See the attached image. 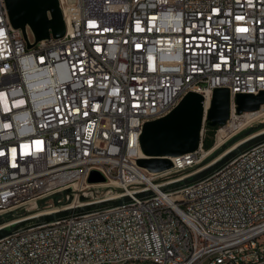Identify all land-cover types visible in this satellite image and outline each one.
<instances>
[{"label": "built area", "instance_id": "built-area-1", "mask_svg": "<svg viewBox=\"0 0 264 264\" xmlns=\"http://www.w3.org/2000/svg\"><path fill=\"white\" fill-rule=\"evenodd\" d=\"M65 1V35L47 42L7 31L0 0V215L68 188L72 202L61 208L83 206L93 171L123 191L93 202H131L3 237L0 264H135L124 255L264 264V142L180 188L169 186L216 159L168 185L156 175L208 158L206 123L199 148L170 170L152 173L137 163L146 157L138 126L158 119L175 84H193L210 103L214 89L227 88L224 126L237 113L236 94L261 92L264 0ZM248 226H256L254 235H246Z\"/></svg>", "mask_w": 264, "mask_h": 264}, {"label": "water", "instance_id": "water-1", "mask_svg": "<svg viewBox=\"0 0 264 264\" xmlns=\"http://www.w3.org/2000/svg\"><path fill=\"white\" fill-rule=\"evenodd\" d=\"M6 4L13 26L21 28L24 33H26L25 28L27 24L30 27L32 26L38 33L36 41L50 38L51 36L61 37L64 35L65 23L58 0H23V2L20 0H6ZM49 11L53 15V19L51 20H48L47 16ZM235 102L236 111L239 114L248 111H257L264 105V90L258 94L238 93L235 95ZM230 110L231 94L227 88L214 89L207 112L205 111L203 95L196 92L188 93L181 103L167 116L147 122L144 125L140 136V143L146 157L139 159L137 161L138 165L152 173H163L170 170L173 167V162L170 157L196 151L202 141L204 123L209 121L211 126H224L230 118ZM248 136L243 139L240 135H237L225 144L224 148L232 144L234 145L242 139V141L246 140L241 142L233 152L231 151L226 159L223 157L203 170L190 174L211 162H209V159H206L194 168L171 175L170 178H179L190 174L169 187L180 188L195 184L219 169L232 156L246 151L255 144L264 142V132L252 138H248ZM205 147L208 148L207 145ZM101 181H105V177L100 172L93 171L89 177V182ZM96 191L95 189H91L81 192L79 197L80 201L90 203V201L93 202L107 195L123 192L120 188H110L104 196L101 195L97 198H92V194ZM72 199L71 189L68 188L48 198L41 199L3 215L1 214L0 239L30 227L69 217L70 215H79L93 210H102L131 202L130 197L125 196L122 199L93 202L71 209L61 208L62 206L71 204ZM54 208L60 210L28 219L29 216L39 211Z\"/></svg>", "mask_w": 264, "mask_h": 264}, {"label": "bare ground", "instance_id": "bare-ground-1", "mask_svg": "<svg viewBox=\"0 0 264 264\" xmlns=\"http://www.w3.org/2000/svg\"><path fill=\"white\" fill-rule=\"evenodd\" d=\"M21 2H23V0H20ZM70 2H73L74 0H68ZM67 1L65 0H58V4L62 6V4L66 3ZM41 10V9H40ZM6 22H7V31H19L18 29L21 28H16L15 26H13L11 20H10V16L6 15ZM31 31L34 34L35 37H37V31L36 29L34 30L31 26ZM27 37H29L28 33L26 32ZM65 35V32H64ZM47 42H54V36H51L50 38H47ZM264 90V86H261V91ZM190 92H196L198 93L197 87H195L193 84H175L172 88H171V94L169 96L168 99H166L165 104L162 105V107L158 108V119L163 118L165 116H167L169 113H171L180 103L181 101L185 98V96L190 93ZM205 100V106L208 107V105L210 104V96H206V98H204ZM264 105L261 106V108ZM263 109V108H262ZM263 111V110H262ZM249 113H245L243 115L242 118H236L235 115H233V117L231 118V121L229 122L228 126H222L220 128V131L218 133L219 138V142L218 145L216 146V148L221 145L222 143H224L226 140L223 139V137H225V135L235 129L241 128L239 127V125L242 123V121H246V120H251L256 121L258 119H261L262 117H264L263 115L260 116L258 115L260 111L257 110L256 111H248ZM143 127L144 126H138V138L140 139V136L142 134L143 131ZM236 131V130H235ZM252 138V137H251ZM241 142V141H240ZM239 142V144H240ZM238 144V145H239ZM238 145L233 147L231 150H229L225 155L224 158L226 159L230 154V152L234 151L236 148H238ZM141 151L142 147H141ZM212 152V151H211ZM209 152V153H211ZM144 154V153H143ZM184 154L182 155H178V156H173L170 157V159L172 161H177V158L182 157ZM223 157H221L220 159H222ZM219 159V160H220ZM91 174H88L87 179H89ZM105 177V176H104ZM110 181V182H109ZM115 183L113 180L105 178V181H101V182H90V183H94L92 186H90L91 188H98V186L102 183H104V185H101L102 187H109L111 185V183ZM150 185H154L155 183L152 181H147ZM173 181H169V182H164L162 185H168L169 183H172ZM112 183V184H113ZM116 185V183H115ZM100 186V187H101ZM111 198H116V197H111ZM106 200V199H104ZM113 200V199H111ZM86 204H91V203H86ZM68 209H71V207H69ZM60 210V209H57ZM52 212H55L54 210H47L45 212H41V214H35L32 216H29V218H33V217H38V216H42L45 214H50ZM256 233V226H248L246 228V235H254ZM239 245H248V238L247 237H240L239 238ZM124 263H135V264H162V259L161 258H147V259H143V256L141 255H124Z\"/></svg>", "mask_w": 264, "mask_h": 264}, {"label": "rangeland", "instance_id": "rangeland-1", "mask_svg": "<svg viewBox=\"0 0 264 264\" xmlns=\"http://www.w3.org/2000/svg\"><path fill=\"white\" fill-rule=\"evenodd\" d=\"M60 6V10H61V12H62V16H63V14H64V9H63V7L61 6V5H59ZM47 16H48V20H51V19H53V15H52V13L49 11L48 12V14H47ZM19 31H20V33L21 34H23L25 37H27V35H26V33H24V31L22 30V29H18ZM25 30H26V32L28 33V35H29V37H30V39H32V40H35L36 39V37L34 36V34L32 33V31H31V27L27 24L26 25V28H25ZM263 108V109H262ZM262 108H260L258 111H260L259 112V114L258 115H260V116H264V106L262 107ZM263 110V111H262ZM257 112V111H256ZM245 113H249V112H245ZM245 113H243V114H238V113H236L235 114V117L236 118H242L243 117V115L245 114ZM230 121H231V119H230ZM242 126V127H241ZM239 127H241V128H239V130L238 129H235V130H233V131H231V133L229 134V133H227L225 136H228L229 135V137L228 138H226L225 139V137H223V139L224 140H226L224 143H222L221 145H219L217 148H216V146L218 145V142H219V136L217 135V133L218 132H216V134H215V142H214V145L210 148V149H207L206 147H204V151H205V154H208V158L207 159H209V162L210 161H212V160H214V159H216V160H219L221 157H224V155L229 151V150H231L233 147H235V146H237L238 144H239V142L241 141V142H244V141H246V140H244V141H242L243 139H245L244 137H246V136H248V138H251V137H253V136H256L257 134H260V133H263L264 132V117H262L261 119H258V120H256V121H251V120H246V121H242V123L239 125ZM245 132H246V134H245ZM237 135H240V137L241 138H243L242 140H240L239 142H237V143H235L233 146L232 145H230V146H227V147H225L224 148V146H225V144H227L232 138H234L235 136H237ZM240 138V139H241ZM240 142V143H241ZM233 143V142H232ZM227 149H229L227 152H226V150ZM221 150H224V151H221ZM212 151V152H211ZM209 152H211V153H209ZM226 152V153H225ZM223 154V155H222ZM221 155V156H220ZM170 173L169 174H157L156 175V177H157V179H158V181L159 182H162V181H166V180H168V179H171L170 178ZM110 182V181H109ZM113 183V182H112ZM111 183V185L109 186V187H102L101 185H104V183H102V184H100L99 186H98V188H93V189H95V190H97L94 194H92L93 195V197L92 198H97V197H99V196H101V195H103L104 196V194H106V192H108V189H110L111 188V186H115V183H113L112 184ZM164 183V182H163ZM166 183H167V181H166ZM87 184H91L90 186H92L94 183H90L89 182V179H87ZM74 186H76V185H74ZM89 186V187H90ZM101 186V187H100ZM91 188V187H90ZM89 190V189H88ZM90 203H93V202H90ZM47 210H54V211H57V209H47ZM47 210H43V211H39L38 213H36V214H41V212H45V211H47ZM5 214V213H4ZM3 215V214H2ZM35 215V214H34Z\"/></svg>", "mask_w": 264, "mask_h": 264}, {"label": "trees", "instance_id": "trees-1", "mask_svg": "<svg viewBox=\"0 0 264 264\" xmlns=\"http://www.w3.org/2000/svg\"><path fill=\"white\" fill-rule=\"evenodd\" d=\"M205 127H206V132H205V136L203 139V144L204 146L205 145L208 146L207 149H210L214 145V142H215L214 137H215L218 127L211 126L209 121L206 122Z\"/></svg>", "mask_w": 264, "mask_h": 264}]
</instances>
